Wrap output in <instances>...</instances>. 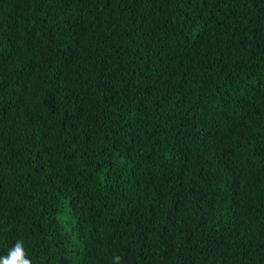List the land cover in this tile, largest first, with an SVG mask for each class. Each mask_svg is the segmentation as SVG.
Here are the masks:
<instances>
[{"label":"trees","instance_id":"1","mask_svg":"<svg viewBox=\"0 0 264 264\" xmlns=\"http://www.w3.org/2000/svg\"><path fill=\"white\" fill-rule=\"evenodd\" d=\"M264 264V0H0V256Z\"/></svg>","mask_w":264,"mask_h":264},{"label":"clouds","instance_id":"2","mask_svg":"<svg viewBox=\"0 0 264 264\" xmlns=\"http://www.w3.org/2000/svg\"><path fill=\"white\" fill-rule=\"evenodd\" d=\"M121 257L116 255L113 257V264H120ZM0 264H33V260L25 247L23 240H17L12 245L6 255L0 256Z\"/></svg>","mask_w":264,"mask_h":264}]
</instances>
